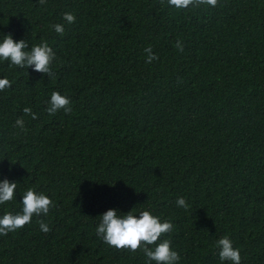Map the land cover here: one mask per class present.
I'll return each instance as SVG.
<instances>
[{
    "label": "trees",
    "instance_id": "trees-1",
    "mask_svg": "<svg viewBox=\"0 0 264 264\" xmlns=\"http://www.w3.org/2000/svg\"><path fill=\"white\" fill-rule=\"evenodd\" d=\"M0 264H264V0H0Z\"/></svg>",
    "mask_w": 264,
    "mask_h": 264
}]
</instances>
